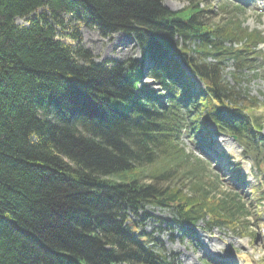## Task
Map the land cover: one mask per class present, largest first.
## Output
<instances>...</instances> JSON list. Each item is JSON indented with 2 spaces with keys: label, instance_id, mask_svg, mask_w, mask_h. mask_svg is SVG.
Wrapping results in <instances>:
<instances>
[{
  "label": "trees",
  "instance_id": "1",
  "mask_svg": "<svg viewBox=\"0 0 264 264\" xmlns=\"http://www.w3.org/2000/svg\"><path fill=\"white\" fill-rule=\"evenodd\" d=\"M206 10L192 2L172 11L164 0H0V264H175L130 217L147 204L169 208L180 224L245 231L244 201L214 193L218 180L203 182V165L185 164L179 140L187 124L200 133L199 119L209 120L236 135L264 173V116L240 87L264 34L242 25L239 6L221 5L223 23ZM65 15L105 38L130 34L143 61L99 62L75 28L65 35L75 44L64 42ZM183 66L205 85L195 97ZM146 71L159 89L144 85ZM188 175L196 183L187 191L177 180Z\"/></svg>",
  "mask_w": 264,
  "mask_h": 264
},
{
  "label": "rangeland",
  "instance_id": "2",
  "mask_svg": "<svg viewBox=\"0 0 264 264\" xmlns=\"http://www.w3.org/2000/svg\"><path fill=\"white\" fill-rule=\"evenodd\" d=\"M192 2L199 3V6L204 10L207 9L208 11L206 10L204 14L205 18L214 23L230 20L228 13L220 10L222 3L229 2L232 6H242L243 10L237 14V17L243 26L249 31L257 30L264 33V0H164V5L172 11H178L189 6ZM65 19L67 29L65 31L59 29L61 39L66 43L75 44L76 41L65 35L74 31V28L79 30L82 35V45L91 51L97 61L102 62L106 59L143 61L141 49L130 34L116 32L105 38L96 28H90L82 22L73 21L69 15H65ZM17 22L26 24L23 19H19ZM187 45L192 49L195 47L193 43H187ZM260 48L264 51V46H260ZM258 62V67L261 66V69L257 72L246 71L247 75L242 78L240 87L241 93L246 92L244 95L257 97L261 106L259 114L264 116V58H260ZM233 69V64L229 62L225 64L223 72L225 80L232 84L230 71ZM185 70L188 75H192L187 68ZM255 73L257 74L255 75ZM142 79L148 88L159 89V85L149 76L148 71L144 72ZM191 82L196 84V90L201 87V82L193 75ZM210 129L212 131L211 140L216 139L215 145L223 149L220 158H216L211 149L201 150L200 144H198L200 136L198 138L193 132L186 131L181 135L180 142L191 156V160L185 164L198 165L196 158H199L200 164L206 167V172L202 168L200 169L203 173V182H206L207 178L211 181L217 179L220 185L215 187L214 193L221 197H223L224 191H232V186H237L236 179L240 177L238 175L244 178V183L247 186L241 185L238 188L242 192L243 200L248 206L252 205V209L249 210L253 216L248 217L250 230H247L252 233L248 236L236 234L225 228L209 230L203 222L186 227L180 225L169 208L152 204H147L137 215L131 214L130 217L138 222L139 229L151 233L156 241L163 246L164 251L175 255L176 261L180 264H264V198L258 199V192L254 195L250 193L256 183L251 163L249 160L242 159V148L231 136L220 135L213 125L210 126ZM238 163L239 165H237ZM181 173L184 174L183 171ZM143 181L151 182L150 178ZM195 181L193 176L188 175L177 180V184H184V188H187L188 191L196 183ZM258 212H260V216H256Z\"/></svg>",
  "mask_w": 264,
  "mask_h": 264
}]
</instances>
